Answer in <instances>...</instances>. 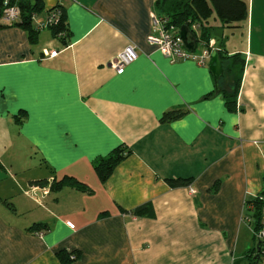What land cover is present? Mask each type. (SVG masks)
I'll return each mask as SVG.
<instances>
[{"label":"crops","instance_id":"0c3cea01","mask_svg":"<svg viewBox=\"0 0 264 264\" xmlns=\"http://www.w3.org/2000/svg\"><path fill=\"white\" fill-rule=\"evenodd\" d=\"M169 1L41 0L42 17L30 18L41 31L34 43L21 20L0 19V264H252L258 256L247 202L264 192V0H241L239 23L215 14L202 22L213 49L243 60L233 109L224 98L231 77L224 71L216 93L209 58L173 62L146 42L151 16H164ZM57 6L62 40L39 27ZM189 29L199 55L202 28ZM128 44L138 57L117 75L110 62ZM171 111L181 116L161 122ZM119 149L127 155L100 182L94 162ZM65 177L91 193L51 188ZM178 179L189 182L169 185ZM61 252L77 256L64 262Z\"/></svg>","mask_w":264,"mask_h":264},{"label":"trees","instance_id":"16d2710c","mask_svg":"<svg viewBox=\"0 0 264 264\" xmlns=\"http://www.w3.org/2000/svg\"><path fill=\"white\" fill-rule=\"evenodd\" d=\"M1 1V0H0ZM21 11V21L16 25L27 30L29 34V39L32 43H34L36 39L37 31H35L31 27L30 18L32 15H36L43 10L41 0H14ZM164 4V3H162ZM52 10H56L59 14L58 20L55 24H52L49 28L51 29L53 35L55 37L64 35L67 31L64 13L60 7H55ZM51 10V11H52ZM164 16H166L172 25L180 29L183 24H188L189 26L192 23H197L202 28V39L206 40L208 35L206 33V28L202 26V22L207 21L212 14H215L216 18L223 25H232L234 23H239L243 21L246 17L247 7L246 4L241 0H171L168 3L164 4L161 8ZM0 17H1V8H0ZM1 19V18H0ZM3 25H0V28ZM205 29V30H204ZM60 38V37H58ZM62 40V38H60ZM208 40H206L207 42ZM220 59L222 63L225 64V73L231 77V81L233 84V89L231 94H225V104L229 109L234 108L235 98L238 93L243 60L240 59L239 54H235L232 56L220 55ZM237 72V74H236ZM181 116L180 112H168L163 115L161 118V122H169L171 120H175ZM127 155L123 149L115 150L107 155L105 158L97 160L93 164V169L100 180V182L104 183L108 177L111 175L114 168L119 164V162ZM169 185L172 187H184L187 186L188 180L178 179L174 181H169ZM38 185H42L45 181L36 182ZM63 185H68L69 187L81 191L83 193H91L88 187L84 184L77 182L73 178L65 177L61 181L54 183L51 185L53 189H59ZM264 192L256 195L252 200L248 201L247 204L253 207V217L256 218V228L257 231L260 227L261 220V208L264 205ZM143 208L136 210L133 212L134 214L142 213ZM150 216H153L152 213H149ZM38 227V226H37ZM41 233V232H40ZM64 262H70L76 258L77 255L68 254L65 252H61L58 255ZM259 256L254 259H251L252 264H258Z\"/></svg>","mask_w":264,"mask_h":264},{"label":"built area","instance_id":"2783aa9c","mask_svg":"<svg viewBox=\"0 0 264 264\" xmlns=\"http://www.w3.org/2000/svg\"><path fill=\"white\" fill-rule=\"evenodd\" d=\"M1 20L7 24L21 20V11L16 1L14 0H1ZM34 15H32L33 17ZM58 12L52 10L48 18L40 28L50 27L58 20ZM196 27V26H195ZM194 27V28H195ZM146 42L149 45L155 46L161 54L170 59L171 61L178 60H193L198 65L203 66L208 60L210 53L213 49L214 42L210 40L205 43L204 49L201 54H194L185 48L184 43L179 36V29L170 23L166 16H151V33L147 36ZM58 52H50V58L55 57ZM138 57L137 48L133 44L126 45L110 62V67L119 75L124 71V68L134 62ZM42 194L47 195L48 190L42 188ZM264 200V198H262ZM39 235H41L39 233ZM254 236L259 243V259L264 261V205L261 208L260 227L254 232Z\"/></svg>","mask_w":264,"mask_h":264},{"label":"water","instance_id":"95a60500","mask_svg":"<svg viewBox=\"0 0 264 264\" xmlns=\"http://www.w3.org/2000/svg\"><path fill=\"white\" fill-rule=\"evenodd\" d=\"M179 36L181 37L185 48L189 51H192L197 39L195 34H193L189 29V25L187 23L180 27ZM208 69L214 80L215 92L218 93L220 91L219 81L223 76L224 69L222 60L219 57V51L217 49L212 50L210 53Z\"/></svg>","mask_w":264,"mask_h":264},{"label":"rangeland","instance_id":"374dc122","mask_svg":"<svg viewBox=\"0 0 264 264\" xmlns=\"http://www.w3.org/2000/svg\"><path fill=\"white\" fill-rule=\"evenodd\" d=\"M41 15H43V13L41 14H36V16H41ZM42 17V16H41ZM34 24V23H33ZM33 24H32V26H33ZM33 29L35 30L36 28H34L33 27ZM47 29V31L50 33V34H52V31H51V29L48 27V28H46ZM36 31V30H35ZM41 31H38L37 30V34H36V36H38L39 35V33H40ZM232 32H234V30H232ZM56 44V43H55ZM57 45V44H56ZM196 52H201V50H200V47H199V45H197V48H196V50H195ZM200 54V53H199ZM258 264H264V261L260 258L259 259V261H258Z\"/></svg>","mask_w":264,"mask_h":264}]
</instances>
